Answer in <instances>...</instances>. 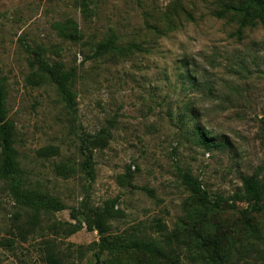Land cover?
<instances>
[{
  "label": "rangeland",
  "instance_id": "rangeland-1",
  "mask_svg": "<svg viewBox=\"0 0 264 264\" xmlns=\"http://www.w3.org/2000/svg\"><path fill=\"white\" fill-rule=\"evenodd\" d=\"M242 2L0 0L19 165L65 206L31 224L0 180V264H45V241L69 264H264V208L232 207L245 178L264 185V24ZM67 72L72 108L51 77ZM84 204L162 254L101 253L86 225L65 236Z\"/></svg>",
  "mask_w": 264,
  "mask_h": 264
},
{
  "label": "trees",
  "instance_id": "trees-1",
  "mask_svg": "<svg viewBox=\"0 0 264 264\" xmlns=\"http://www.w3.org/2000/svg\"><path fill=\"white\" fill-rule=\"evenodd\" d=\"M247 17H251L253 25L264 24V0H244L242 2ZM47 69L48 65H45ZM52 72V69H48ZM52 81L56 85L60 95L66 101L67 106L74 105L75 93L71 89L72 72L64 74L51 73ZM95 140L89 141V145L95 146ZM92 158L91 152L88 156ZM18 151L15 147V129L8 119L6 108V86L0 78V180L7 183L10 194L15 202L21 207L31 212L30 223H37L42 215L61 211L64 204L51 195H42L37 190L28 187L23 170L19 165ZM91 166V162L89 164ZM183 184L188 191L203 202H210V194L193 177L187 173L181 175ZM242 195L234 197L232 207H237L238 203H247L253 210L261 211L264 206V185L254 176L243 180ZM214 207L220 206V200L213 202ZM116 210L113 207L96 208L84 204L82 207V219L75 223H67L61 226L65 236L73 235L86 225L89 231H96L99 241L94 243L95 248L101 253L121 254L129 252H144L148 254H159L160 247L154 241L139 240L125 237L111 232L110 220L116 217ZM45 264H69L55 252L51 242H44ZM162 254V252H161Z\"/></svg>",
  "mask_w": 264,
  "mask_h": 264
}]
</instances>
